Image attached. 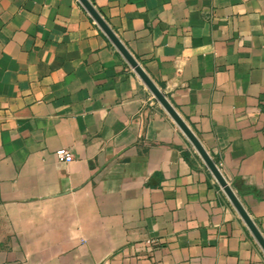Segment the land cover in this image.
Listing matches in <instances>:
<instances>
[{
  "label": "crops",
  "instance_id": "0c3cea01",
  "mask_svg": "<svg viewBox=\"0 0 264 264\" xmlns=\"http://www.w3.org/2000/svg\"><path fill=\"white\" fill-rule=\"evenodd\" d=\"M89 1L264 237V0ZM0 264H264L79 0H0Z\"/></svg>",
  "mask_w": 264,
  "mask_h": 264
},
{
  "label": "water",
  "instance_id": "95a60500",
  "mask_svg": "<svg viewBox=\"0 0 264 264\" xmlns=\"http://www.w3.org/2000/svg\"><path fill=\"white\" fill-rule=\"evenodd\" d=\"M81 4L86 8V10L90 13V15L94 18L97 22L99 27L106 33L109 39L113 42V44L117 47L122 55L125 57L127 62L130 64L131 67L135 70L136 74L142 79L145 85L149 88V90L153 93L155 98L160 102L163 108L167 111V113L171 116V118L175 121V123L180 127L183 133L188 137L191 144L195 147L203 161L205 162L206 166L209 168L235 209L238 211V214L242 217L248 228L250 229L251 233L258 241L262 249L264 250V237L258 230L257 226L249 216L248 212L242 205L241 201L224 178L222 173L220 172L219 168L216 167V163L213 158L208 154L205 150L201 142L199 141L198 137L195 133L191 130V128L187 125V123L183 120L180 114L175 110V108L170 104L167 100L165 95L162 91L156 86V84L152 81V79L147 75V73L143 70V68L139 65L137 60L133 57V55L128 51V49L124 46V44L120 41L117 35L113 32L107 22L103 19V17L99 14V12L95 9L92 3L89 0H79Z\"/></svg>",
  "mask_w": 264,
  "mask_h": 264
},
{
  "label": "built area",
  "instance_id": "2783aa9c",
  "mask_svg": "<svg viewBox=\"0 0 264 264\" xmlns=\"http://www.w3.org/2000/svg\"><path fill=\"white\" fill-rule=\"evenodd\" d=\"M56 158L61 161H70L72 159V154L66 148H58L55 151Z\"/></svg>",
  "mask_w": 264,
  "mask_h": 264
}]
</instances>
